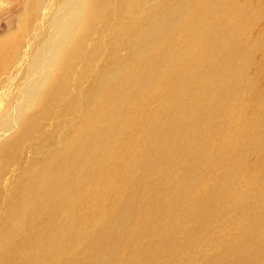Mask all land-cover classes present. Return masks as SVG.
<instances>
[{
    "label": "rangeland",
    "instance_id": "374dc122",
    "mask_svg": "<svg viewBox=\"0 0 264 264\" xmlns=\"http://www.w3.org/2000/svg\"><path fill=\"white\" fill-rule=\"evenodd\" d=\"M0 55V264H264V0H0Z\"/></svg>",
    "mask_w": 264,
    "mask_h": 264
},
{
    "label": "bare ground",
    "instance_id": "6f19581e",
    "mask_svg": "<svg viewBox=\"0 0 264 264\" xmlns=\"http://www.w3.org/2000/svg\"><path fill=\"white\" fill-rule=\"evenodd\" d=\"M86 6H87V3H86ZM86 6H85V8H86ZM196 9H197V8H196ZM205 14H206V13H205ZM81 21H82V20H81ZM78 22H79V20H78ZM77 29H78V28H77ZM77 29H75V32L77 31ZM7 42H8V40H7ZM10 42H11V41H9V44H11ZM5 47H6V46H5ZM59 49H60V48H59ZM3 50H4V49H3ZM65 51H66V49H65ZM4 52H5V51H4ZM64 53H65V52H64ZM70 54L72 55V53L69 51L68 56H69ZM0 56H1V55H0ZM44 76H45V75H44ZM45 77H46V76H45Z\"/></svg>",
    "mask_w": 264,
    "mask_h": 264
}]
</instances>
